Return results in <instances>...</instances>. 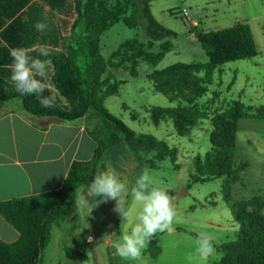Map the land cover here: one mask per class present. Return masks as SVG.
<instances>
[{"label": "trees", "instance_id": "obj_1", "mask_svg": "<svg viewBox=\"0 0 264 264\" xmlns=\"http://www.w3.org/2000/svg\"><path fill=\"white\" fill-rule=\"evenodd\" d=\"M152 1L75 0L76 19L64 51L46 57L53 69L52 83L69 107L56 100L53 107L43 108L41 94L22 95L16 91L14 83L0 77V107L3 109L0 116L19 111L35 125L42 119L85 121L88 134L98 146L95 159L72 164L60 190L0 203V215L20 234L14 243L0 241V264H33L37 253L50 243L53 229L73 207L76 191L93 179L98 166L96 160L109 146L122 141L127 143L131 154L143 165L136 177L144 168L157 167L154 161L144 157L150 151H155L159 160L169 156L176 164L177 149L152 135L137 134L111 116L104 106L105 100L117 94L119 89L118 83L104 77L109 68L118 69L129 64L131 75L135 77L140 62L158 66L172 50L170 40L177 35L156 20L151 10ZM119 22L129 28L141 26L147 41L127 40L105 59L102 36ZM197 40L206 51L209 63L178 62L148 75L157 93L177 102L175 107H152V123L158 126L170 119L181 137L187 136L205 119L197 101L206 95L215 71L229 62L259 55L250 27L242 23L223 30L198 33ZM156 44H159V51H151ZM92 111L97 114L95 122L89 120ZM137 116L133 114V118ZM246 118L264 119V107L253 109L234 101L227 110L214 115L212 147L204 157L198 155L193 161L194 182L227 179L224 199L240 227L239 236L234 241L219 246L222 259L214 264H264V194L238 203H233L230 194V180L239 178L237 170L249 167L248 162L237 166L234 157L238 125Z\"/></svg>", "mask_w": 264, "mask_h": 264}, {"label": "crops", "instance_id": "obj_2", "mask_svg": "<svg viewBox=\"0 0 264 264\" xmlns=\"http://www.w3.org/2000/svg\"><path fill=\"white\" fill-rule=\"evenodd\" d=\"M158 1L162 0L151 2V10L159 22L155 10ZM205 7H212V12L210 16L193 21L192 30L196 38L198 33L223 30L242 23L250 27L257 45L258 40L264 42V0H205ZM175 9L178 11L186 9L188 12L186 20L189 21L188 8ZM75 19V0H0V77L13 83L10 79L12 65L10 53L13 49L25 48L31 56L41 59H46L40 57L42 47L48 50L49 55L63 52ZM37 22L46 23L47 30L43 33L37 31L34 28ZM201 26L209 30L204 31ZM144 41L146 42L147 38ZM258 51L259 55L252 59L253 65L248 69V73L246 75L236 73L231 83L236 84L240 76L245 77L247 88L251 91L248 96L240 94L238 99L233 101H239L253 109L264 107V49L261 50L258 45ZM221 68L222 66L216 71H220ZM118 70L120 68H109L104 77L113 81V74ZM52 75L53 69L50 66L43 96L55 94L57 99H64L55 89ZM171 103L173 107L177 106V102ZM2 110L0 107V113ZM247 119L264 122V119ZM166 121L168 120L163 122ZM37 124L28 120L19 111L0 116V203L58 191L63 187L74 162H89L95 159L98 146L88 134L85 121L42 119ZM254 127L248 129L247 137H255L258 133H262L264 137V127L261 128L256 123ZM196 128L185 137L190 138ZM139 162L140 160L131 154L127 143L122 141L120 144L109 146L105 154L97 158L95 175L111 166L119 179L127 185L129 194L125 199L128 200ZM102 206L101 203L92 210L86 208L89 210V219L99 222V226L98 230H93L94 234L83 237L79 216L82 209L75 200L73 207L52 231L50 242L54 241L56 264H128L115 251V244L120 239L119 236L115 241V236L122 218L116 212H111V215H108V223L103 224L107 214L102 210ZM138 208L137 202L132 200L131 212L138 211ZM136 216L128 217L121 229V235L130 232L137 222ZM90 236L94 237L93 241H87ZM19 237V232L0 215V241L10 244L16 242ZM44 250L37 253L33 264H41V258L43 264H47Z\"/></svg>", "mask_w": 264, "mask_h": 264}, {"label": "rangeland", "instance_id": "obj_3", "mask_svg": "<svg viewBox=\"0 0 264 264\" xmlns=\"http://www.w3.org/2000/svg\"><path fill=\"white\" fill-rule=\"evenodd\" d=\"M189 9V21L182 15V10L175 8ZM155 10L159 22L166 28L176 33V38H172V50L158 66H152L147 62H140L137 66V75H131V66L126 64L113 74V81L119 85L117 94L108 97L104 106L109 114L121 120L128 128L137 134H149L165 141L170 148L179 151L177 164H174L169 156L159 160L155 151L145 154V159L154 161L157 165L155 169L144 168L157 187H161L169 192L173 197V204L176 216L173 221L172 232L157 233L153 236L148 247L144 250L143 264H189L188 257L194 255L196 239L200 233H207L213 240L216 253L210 257L207 264H214L222 259L219 246L234 241L240 233L239 225L234 221L229 205L224 199V188L227 179L217 178L209 182H194L192 176L195 174L192 160L195 156L204 157L211 149L212 119L227 110L233 100L238 99L241 94L248 96L251 89L247 88L245 77L240 76L236 84H231L234 75H246L248 69L252 67V59L229 62L222 66L220 71H216L212 76L210 84L207 85V93L200 98L197 103L205 113V119L198 123L192 136L179 137L176 134L171 120L163 122L160 126H155L150 117V109L154 106L173 107L167 96L157 93L153 83L148 79V75L157 70H163L178 63L198 62L209 63V57L202 48L200 42L192 30L193 21H199L205 16H210L212 7H205V0H188L183 3L181 0H162L155 4ZM172 10V11H170ZM204 31L207 27H200ZM138 38L146 40L142 27L129 28L123 22L115 24L103 36L101 41L102 54L104 58H109L119 46L131 39ZM260 49H264V42L258 40ZM159 51V44L153 52ZM204 78V74L200 75ZM62 105L69 107L65 99H57ZM246 101V99H242ZM137 114V118H133ZM89 120H97L96 111H92ZM254 123L264 127L263 121H253L243 119L238 125L239 145L234 150L236 165L248 162L249 167L244 170H237L238 179L230 180V194L233 203L247 201L256 195L264 194V137L258 133L255 137H247L248 129L255 128ZM194 161V160H193ZM131 165L133 166L134 163ZM143 168L139 162L137 174ZM138 177V176H137ZM135 176L134 181L137 178ZM90 182L80 186L75 193L77 201L78 194ZM132 196L126 200V207L129 216H135L131 212ZM115 201L109 200L102 203V210L105 211V222L108 223V215L113 212ZM140 207V206H139ZM139 209V208H138ZM89 210L84 208L80 212L82 236L98 230L99 222L89 219ZM125 221L121 219L115 241L121 235ZM54 241L45 248L44 259L47 264H56L53 251ZM61 253H59L60 255ZM54 257V258H53ZM197 264V262H193Z\"/></svg>", "mask_w": 264, "mask_h": 264}, {"label": "clouds", "instance_id": "obj_4", "mask_svg": "<svg viewBox=\"0 0 264 264\" xmlns=\"http://www.w3.org/2000/svg\"><path fill=\"white\" fill-rule=\"evenodd\" d=\"M47 24L37 22L34 28L43 33ZM10 79L16 91L22 95L41 94L40 104L43 108H51L56 103L55 94L43 96L46 90V80L49 75L51 61L33 57L25 48L13 49ZM46 48L40 49V57H47ZM129 194L127 185L122 182L114 169L109 166L96 174L90 183L84 186L78 194L77 202L81 209L98 207L109 200L115 201L114 212L123 221L129 217L125 197ZM132 199L140 206L136 216V223L130 232L120 235L115 244L116 254L128 264H143L144 250L157 233L171 232L176 216L173 197L161 187L155 186L147 172L141 173L131 188ZM91 240V237H89ZM216 249L212 238L207 233H200L196 239L194 255L188 257L189 264H207L214 256Z\"/></svg>", "mask_w": 264, "mask_h": 264}, {"label": "built area", "instance_id": "obj_5", "mask_svg": "<svg viewBox=\"0 0 264 264\" xmlns=\"http://www.w3.org/2000/svg\"><path fill=\"white\" fill-rule=\"evenodd\" d=\"M182 15H183V17L187 18V16H188V12H187L186 9L182 11ZM90 237H91V240H89V237H88V238H87V241H93V240H94V237H93V236H90ZM41 264H43V260H42V258H41Z\"/></svg>", "mask_w": 264, "mask_h": 264}]
</instances>
